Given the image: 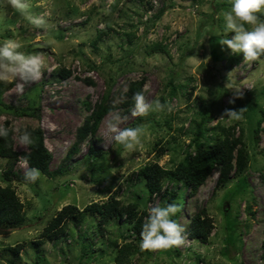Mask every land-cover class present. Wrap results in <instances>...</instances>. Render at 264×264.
Returning a JSON list of instances; mask_svg holds the SVG:
<instances>
[{
  "label": "rangeland",
  "instance_id": "1",
  "mask_svg": "<svg viewBox=\"0 0 264 264\" xmlns=\"http://www.w3.org/2000/svg\"><path fill=\"white\" fill-rule=\"evenodd\" d=\"M29 2L32 14L44 16L51 27L37 29L0 4V41H19L22 51L41 56L46 70L22 94L15 92L14 85H0V127L5 120L10 123L14 148L20 151L27 150L19 140L21 128L39 126L52 154L49 169L54 175L49 177L40 171L41 177L34 183L12 179L23 203L24 221L16 227L0 225V264H118L114 260L118 247L111 246L110 238L120 246L135 241L137 234L123 219L104 222L103 232H98L94 227L99 224V215L87 213L82 220H67L64 231L53 240H44L39 247L34 242L49 218L66 204L82 209L91 202L115 197L124 204L137 202L147 215L149 207L162 205L160 194L149 197L144 181L134 180L131 174L149 162L173 168L187 150H193L189 144L200 118L206 119L205 135L201 137L204 144L218 134V129L210 130L217 124L235 125L236 135L242 130L248 164L240 173L231 172L220 186L216 185L219 172L213 170L196 193L187 196V203L181 204L176 221L184 226L183 243L152 250L151 258L160 264H264V120L258 141L252 137L264 110V57L245 61L242 54L231 55L227 46L220 45L221 17L230 9L231 0ZM162 4L165 9L156 17ZM260 15L264 19V14ZM227 35L231 38L234 33ZM61 69L69 70V75L61 77ZM171 76L175 78L172 83ZM138 79L143 80L142 91L148 102L159 99L172 111L133 116L134 105H121L128 84ZM233 88L240 89L243 96L234 97ZM103 96L115 105L111 111L118 110L126 117L121 129L142 118L140 149L126 154L112 139L107 132L109 111L94 135L65 159L76 128L89 114L85 102L93 106ZM231 99L235 103H229ZM1 104L16 110L9 111ZM27 106L36 107L38 117L21 111ZM226 109L241 112V118L225 116ZM89 146L102 155L89 153ZM6 161L0 157V186L6 184ZM26 166L20 159L14 170L24 172ZM200 208L213 221L207 242L191 239L185 231L188 217L184 214ZM85 240L91 244L84 248ZM20 243L24 247L17 254L9 250ZM142 250L140 246L136 251L131 249L129 260L123 264L140 262Z\"/></svg>",
  "mask_w": 264,
  "mask_h": 264
},
{
  "label": "trees",
  "instance_id": "2",
  "mask_svg": "<svg viewBox=\"0 0 264 264\" xmlns=\"http://www.w3.org/2000/svg\"><path fill=\"white\" fill-rule=\"evenodd\" d=\"M164 9V5L162 4L157 11L156 17L160 16ZM58 73L61 77H67L70 72L69 70L61 69ZM173 81H175V78L171 76L170 82L172 83ZM142 84V79L131 81L123 94L124 99L121 105L126 107L133 106L135 104L133 96L136 92L142 91ZM174 89L176 88L174 87ZM173 93L172 91L171 94ZM1 106L9 111L16 110L12 105L1 104ZM85 107L89 109V114L85 116L83 122L76 128L75 140L69 147L65 159H70L78 152L80 144L88 136L94 135L102 118L115 108V105L107 97L103 96L93 106H90L89 102H85ZM247 107L250 108V105H247ZM21 109H23L21 111L30 116L38 117V109L36 107L27 106ZM19 110L17 109L16 112ZM250 110L255 112L252 106ZM261 112L262 116L256 120L255 127L252 129V137L255 142L259 139L260 123L264 120V110H261ZM205 122V118H200L196 122L194 130L195 136L191 144H189L190 147H193V150H187L183 159L173 168H165L157 162H149L132 172L131 175H133L134 180L140 181L142 179L144 181L148 189L149 197L153 193H159L163 199V204L165 202L177 203L181 209V204L184 202L187 203L188 201L187 196L194 195L199 186L204 183L207 176L213 170L217 169L219 172L216 185L220 186L224 185L229 179L231 172L237 174L245 169L249 161V153L246 143L243 140L242 130L236 135L234 132L235 125L225 127L222 124H217V126L211 127L210 130L214 132L218 129V134L208 138V143L204 144L201 137L205 135V128H203ZM142 124V118L138 117L136 121L130 124V127H140ZM128 127L126 126L124 128ZM3 128L8 129L9 135L6 138H0V157H4L7 160V167L3 176L6 184L0 186V225L16 227L23 223L24 211L23 203L19 200L11 181L13 179L19 183L27 182L24 174L30 168H37L45 175L49 177L53 176L54 170L49 169L52 154L45 145L43 131L39 126L21 128L19 137L21 132L27 129L32 133L33 143L26 145L27 150L20 151L14 148L13 130L7 120L3 122ZM89 153L102 155L100 150H96L92 146H89ZM20 159L27 165L24 172L14 170L16 162ZM181 211L182 209L173 219L176 220L177 216L181 214ZM87 213L99 215V224L94 227L98 232H103L102 224L104 222L106 223L110 219H114L116 222L123 219L122 222L129 223L131 225V231L137 233L135 241L124 242L120 246H118L115 239L110 238L111 246L118 247L114 257V260L118 264H123L124 261L129 260V256L132 254L131 249L136 251L137 247H141L140 232L143 225V216L147 215L146 211L140 210L138 203L135 201L124 204L115 197H111L108 201L91 202L82 209L78 208L75 204L64 205L49 218L41 232L39 240H36L34 243L39 247L44 240H53L60 232L64 231L62 228L67 220L72 218L82 220ZM184 215L188 217L185 226L187 236L200 242H207L213 228V221L205 210L200 208L192 213H185ZM83 232L85 233V230ZM83 237L87 239L85 234ZM88 244L91 243L87 240L82 242L84 248ZM23 247L24 245L20 243L15 246H10L9 250L12 249L17 254ZM261 249V257L264 259V238L261 242ZM142 251L140 253V262H137V264H146L149 261L160 264L151 258L152 250L143 249ZM37 257L39 255L36 256V259Z\"/></svg>",
  "mask_w": 264,
  "mask_h": 264
},
{
  "label": "clouds",
  "instance_id": "3",
  "mask_svg": "<svg viewBox=\"0 0 264 264\" xmlns=\"http://www.w3.org/2000/svg\"><path fill=\"white\" fill-rule=\"evenodd\" d=\"M0 4L10 7L23 16L37 29L51 27L44 16L34 15L29 0H0ZM264 0H231V7L221 17L222 31L219 34L221 46H227L231 55L242 54L245 61H256L264 57ZM228 33H234L228 38ZM23 45L12 38L0 41V85H14L15 92L22 94L25 89L39 81L46 70L45 61L39 55L27 54L21 49ZM234 97L243 96L238 88H233ZM133 116H146L153 111H172L171 106L159 99L148 102L144 91L136 92L133 96ZM229 103H235L234 99ZM225 116L240 119L241 112L232 109L225 110ZM126 119L118 110L111 111L107 120V132L114 141L121 145L127 153L138 151L141 147L142 129L128 127L121 129V123ZM55 130V125L52 126ZM9 135L8 129L0 127V138ZM21 145L33 143L32 133L24 129L19 137ZM41 177L37 168H30L24 174L29 182H36ZM177 203L165 202L148 208V215L140 232L141 247L146 250L166 249L183 243L184 226L173 217L180 211Z\"/></svg>",
  "mask_w": 264,
  "mask_h": 264
}]
</instances>
